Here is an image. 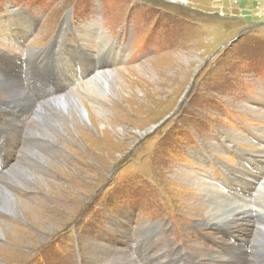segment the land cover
<instances>
[{"label": "rangeland", "instance_id": "1", "mask_svg": "<svg viewBox=\"0 0 264 264\" xmlns=\"http://www.w3.org/2000/svg\"><path fill=\"white\" fill-rule=\"evenodd\" d=\"M68 11H73L71 28L50 45ZM22 19H28L23 27L17 25ZM258 27L264 29V0H0V50L8 52L0 60L2 100L16 97L24 104L26 97L36 96L41 101L40 77L51 64L56 86L44 93H73L89 107L102 103L90 98L86 80L77 77L92 67L118 70L115 74L123 78L125 87L117 83L114 96L109 95L112 105L136 89L143 98L140 72L150 73L151 83L162 78L150 104L128 118L118 115L113 138L107 130L115 115L98 124L66 116L63 127L47 128L51 137L41 134L40 121L32 134H23L19 117L14 131L0 135L8 167L25 163L29 176L27 181L25 173L9 178V191L22 203L15 212L0 207L5 229L0 264H259L261 257L250 247L264 231V31ZM11 28L15 32L8 36ZM76 38L82 43L77 49L72 48ZM43 47L51 52L38 51ZM69 78L77 82L70 88ZM212 145L217 150L224 145L228 157ZM197 150L212 156L221 171L202 161L199 169H187L183 163H192ZM234 154L237 161L223 167ZM9 170L3 173L9 176ZM196 178L201 187L222 193L218 205L236 209L208 214L206 198L192 187ZM113 213L122 216L100 224ZM198 219L210 222L206 238L194 243L180 237L178 228L192 232ZM214 224L220 225L222 246L207 239Z\"/></svg>", "mask_w": 264, "mask_h": 264}, {"label": "bare ground", "instance_id": "2", "mask_svg": "<svg viewBox=\"0 0 264 264\" xmlns=\"http://www.w3.org/2000/svg\"><path fill=\"white\" fill-rule=\"evenodd\" d=\"M106 50H108V49H106ZM113 55H114V53H113ZM183 60L184 61L187 60L185 62H191V58H187V59H183ZM149 62H146V63H149ZM146 63H144L141 66H138L136 68V71L140 72L141 69L143 70V67H144V65H146ZM121 70H125V69H121ZM117 71L116 72H104V71H101V72H99V74L96 77H93L91 81L87 82L86 84L84 83L85 84L84 86H86L85 88H86L87 93L90 95V98H92L95 103H102V107L101 106H97V105H93L92 107H89L88 104H85V102H84V100L82 98H78L77 96L73 95V93H68L66 95L62 94V96H54L52 99H49V100L45 101L44 103H42L38 107L39 109H38V111L36 112V114L34 116V117L37 118L38 121H40L42 123V128L40 127L41 129L39 130L41 132V134L42 135H47L48 137H51V134H49L47 128L48 127H55V128L63 127V125L67 124L66 116H68L72 120L76 119L78 121V123L83 122V124H86L85 123L86 120L84 118H87L88 119V123H90V124H93V123L98 124V122L100 120H102V119L106 120L109 116L113 115V117H114V115H115V117L112 119L111 123H109V130H107L108 131L107 134H109L110 137L113 138V135H112L111 131H114L113 127L116 126V123H117L116 122V118L118 117V115L121 114V115H124V118L125 117L128 118L129 117L128 114H132L131 112L134 113L136 111V109H140V108L145 107L146 105L150 104V100H154V98H152V96L153 97L157 96V94L159 93L160 89L162 88L161 87L162 78L159 81L155 80L154 83H151L150 80L153 77H151L150 73L147 74L146 72H143V73L140 72L141 76H137V79H139L137 84L138 83H142V86L145 88V90L143 92L144 95H142L143 98L141 97V99H140V96H137L138 95L137 94L138 90L136 89V92L133 95H131L129 97V99L125 98L126 100H124L122 103L121 102L118 103V104L114 103V105H112L111 102H110L112 100L109 97V95L111 94V96L112 95L114 96V94H115L114 88L117 87V83H119V85L123 84V87H125V85H126L123 82L124 81L123 78L118 77L115 74V73H117ZM158 78H160V77L158 76ZM146 79H148V80H146ZM127 82H129V81H127ZM135 87H136L135 85L134 86L132 85L130 87V89L131 88L135 89ZM119 88H120V86H119ZM128 95H129V93H128ZM17 96H18V94H17ZM59 97H61V98H59ZM158 99H160V98H158ZM126 109H128L130 111V113L127 112V114L125 115L124 114V110H126ZM131 109L134 110V111H132ZM91 113H93V116L92 115L90 116ZM101 122H103V121H101ZM71 124H72V122H71ZM99 125L105 126V123H100ZM103 134H104V136H103L104 138L109 137L107 134H105V132H103ZM39 136L42 137L41 135H39ZM41 158L43 159V162H44L45 158L42 157V156H41ZM23 165L22 164H17V163L13 164V166H11L9 168L10 170L8 171L9 172L8 179L6 181L5 180H0V182L8 184L7 188L5 186H1V184H0V207L3 208L4 210L9 211V212H12V211L15 212L14 206L17 205L19 207V205L22 203L21 201H16L15 198H13V193L9 191V188H11V186H10L11 180L9 181V178L10 179H12V178H15V179L23 178V173H25L23 171L27 170L26 168L23 167ZM4 167H5V164L1 163L0 169L4 170L5 169ZM236 173H238V172L236 171ZM25 177H26V181H27L29 179L28 174H26ZM194 180L196 181V183L195 182L192 183V187H194L195 189L198 188L197 192L200 194V196L203 197V198H206V202L207 203L205 202V204L208 206L207 207L208 214H213L215 211L217 212V210H220L221 213H223V212H227V213L231 212V210L234 208V205L231 208L228 206L225 209L224 208L225 205L224 206L218 205L215 202V200H217L218 198L222 199V193L219 190L215 189L216 187L215 188H211V189L210 188L205 189V188L201 187V181L199 179L196 178ZM41 182L42 183H46L47 180H41ZM244 182H246V181H244ZM246 183L249 184L248 181ZM203 189H205V190H203ZM238 200L242 201L243 199L238 198ZM231 203L229 202V204H231ZM235 209H233V210H235ZM258 209H260V208H258ZM242 210H244V209H242ZM240 211H241V209H239V212H238L239 214H241ZM18 213H19V211H18ZM245 214L247 215V212H245ZM214 221H216V220H214ZM3 235L5 236V229L1 228V222H0V238H4ZM230 251H232V249ZM143 259L146 260L145 258H143ZM156 259H158V258H156ZM212 260H213V258H212Z\"/></svg>", "mask_w": 264, "mask_h": 264}, {"label": "trees", "instance_id": "3", "mask_svg": "<svg viewBox=\"0 0 264 264\" xmlns=\"http://www.w3.org/2000/svg\"><path fill=\"white\" fill-rule=\"evenodd\" d=\"M209 78V77H208ZM206 82V81H205ZM201 83H202V81H201ZM209 87H210V85H209Z\"/></svg>", "mask_w": 264, "mask_h": 264}]
</instances>
